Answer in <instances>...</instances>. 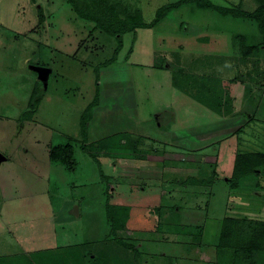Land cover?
I'll return each instance as SVG.
<instances>
[{"label":"rangeland","instance_id":"obj_1","mask_svg":"<svg viewBox=\"0 0 264 264\" xmlns=\"http://www.w3.org/2000/svg\"><path fill=\"white\" fill-rule=\"evenodd\" d=\"M107 1L123 21L140 13L151 23L171 7L135 38L123 34L117 60L103 65L117 36L80 17L72 2L105 25L112 9L91 0H0V264H138L109 238L107 204L131 206L128 228L117 235L138 239L142 264H216L222 219L237 215L234 207L264 217V167L239 188L230 181L237 155L264 154V29L245 16L258 2ZM31 65L52 72L29 120L24 112L41 87ZM97 70V106L104 104L95 113ZM201 89L216 105L219 91L230 93L222 114L198 101ZM113 106L119 121L109 119ZM120 130L133 143L120 157L95 159L83 149ZM68 143L74 161H53V147Z\"/></svg>","mask_w":264,"mask_h":264},{"label":"trees","instance_id":"obj_2","mask_svg":"<svg viewBox=\"0 0 264 264\" xmlns=\"http://www.w3.org/2000/svg\"><path fill=\"white\" fill-rule=\"evenodd\" d=\"M91 2L94 3L96 6L104 7L109 10L112 9L111 13H115V15L110 16V18H113V20H110L109 21L110 23L107 22L105 25L104 21L99 16L90 13L86 14L84 10L83 12H81L82 10L80 11V7L77 4H75V2H72L76 11L79 12L80 17L85 18L87 20H95L97 22V25L102 26L103 29L108 31L110 35L117 36L116 37L117 47L115 49L114 57L110 58L107 61H104L103 65L111 64L115 60L117 53L123 48V37H122L123 34L133 32V37L135 38L137 29L155 26L162 19L161 16H163V10L165 8L169 9L171 7V5L169 4L160 8L158 10L156 17L151 21V23H146L142 19L140 13H138L136 16L131 17L130 19L124 21L121 20V18L118 17L119 12L113 9L114 7H112L107 0H91ZM257 2H258L257 8L253 12H247L245 16H247L246 17L247 19L255 20L256 22H258L260 28L264 29V0H257ZM211 6H213V4ZM87 7L90 6L86 5V8ZM113 21H115V23ZM108 23L109 25H107ZM110 25L114 27L116 25V28L112 30L111 28H109ZM243 51L245 52L244 53L245 55L251 52V50L247 49L246 46L245 48H243ZM37 80L40 83L41 87L39 91L33 92L30 101L28 103V107L24 112L23 119L32 120L45 95L44 91L48 89V88L45 89L44 85L42 84V81H40L39 79ZM215 80L218 81V79ZM96 82H98L96 97L94 98V101L89 104L90 107H93L98 103V97H99L98 70L96 71ZM214 88L215 87L210 88V91L214 92L215 91ZM200 92H202V94L204 95L203 97L198 96ZM219 92H220L219 93L220 101L217 105L215 103L212 104V100H210L207 97V93L209 94V92H205V90L203 89H201L197 93V95L195 93V96L197 97L199 102H202L205 105H207L209 108H211L212 111L222 114L221 108L224 105V103L226 104L227 102H230L231 95L230 93L226 94V92L224 91L223 92L219 91ZM89 106L87 108L88 110L90 108ZM166 113L163 110L160 113V117L164 118ZM160 117L159 119H161ZM81 120H82L81 132L83 134L82 136L84 137L85 140H87L88 137L86 130L87 123H85L86 113L82 115ZM160 125H162V123ZM129 141L131 142V144H133L131 139L127 136L126 133L117 132L108 135L106 137H103L99 140L90 142L88 147L83 145V149L86 150L88 154H91L93 158L99 155L120 157V153L118 152L119 149L126 148L130 144ZM73 154H74V146L68 143L62 145V147L60 145L53 147L52 151L50 152V158L53 161H59L69 165L70 161H74V159L72 160V158L74 157ZM261 158H264V154L259 152L244 153L237 155L235 159L233 175L230 180L231 187L239 188L241 187L242 181L246 177H248L249 175L257 176L255 173L262 172L264 164L262 163ZM106 214L108 221L110 222L111 225L109 238H112L118 244L125 247L126 249L131 250L135 256V259L138 261V264H142L140 262V259L144 257L146 253L145 251L140 249V244L138 242V239L123 238L117 235V231L125 230L128 228V222L131 218V206L124 204H107ZM77 251H80V249ZM77 251L75 252V254H78ZM80 253L82 254L81 251ZM82 256L84 258L83 254ZM83 258L80 257L81 262H83ZM215 262L216 264H264V220L252 218L248 216L224 217L222 219V227L219 236V242L215 246Z\"/></svg>","mask_w":264,"mask_h":264},{"label":"crops","instance_id":"obj_3","mask_svg":"<svg viewBox=\"0 0 264 264\" xmlns=\"http://www.w3.org/2000/svg\"><path fill=\"white\" fill-rule=\"evenodd\" d=\"M45 22H46V18H45ZM37 25V24H36ZM36 25H34V27L36 26ZM34 27H33V29L32 30H34ZM23 33V32H22ZM41 44L42 45H44L45 44V40H44V42H41ZM118 56V55H117ZM116 56V57H117ZM28 59L29 58H26V61H28ZM115 60H117V58H115ZM114 60V61H115ZM111 65V64H110ZM100 85H101V82H100ZM101 93H102V90L100 91V97H101ZM117 96V95H116ZM99 98V97H98ZM116 98V97H115ZM102 100H103V98H101ZM102 100H100V107L102 106L103 107V104L104 103H102ZM98 104V103H97ZM99 106H97V105H95V106H93V107H91L92 108V112H93V110H94V112L96 113L98 110H96V109H98V108H100ZM86 111V110H85ZM95 113H93L94 115H95ZM103 113V112H102ZM108 114H110V116H109V119H111L112 118V116H116L115 118H116V120H120L121 118L119 117L120 116V111H119V106H117V109H115L114 108V106L111 108V110H109L108 109ZM122 121L124 122L125 120H123L122 119ZM102 122V121H101ZM101 122H99L100 124H101ZM87 127H88V124H87ZM185 127V129H186V126H184ZM188 131H186V133H188V132H191L192 131V128L191 127H188ZM87 130V135H89L88 134V128L86 129ZM123 131H125V130H120L119 132H123ZM184 131V130H183ZM185 132V131H184ZM193 132V131H192ZM115 133H117V132H115ZM114 134V133H113ZM137 134V133H136ZM172 134H174V132L172 133ZM189 134H191V133H189ZM108 135H111V134H108ZM107 135V136H108ZM184 136H186V135H184ZM106 137V136H105ZM173 138H174V136H172ZM169 143V142H168ZM171 144V143H170ZM175 145V144H174ZM177 148H178V150L179 149H181V150H183L182 152H184L185 151V149L184 148H180V146H178V145H175ZM217 146H220V143H218V145ZM210 148V147H209ZM209 148H207L206 150L207 151H209L208 149ZM169 152V150H167L166 151V153H163L162 154V158H163V155L164 154H167ZM211 154H214V152L212 151V152H210ZM177 154V153H176ZM179 156H181V154H178ZM209 154H206V156H205V160L207 159V160H210V156H208ZM165 156V155H164ZM166 156H168V154L166 155ZM164 157L165 159L167 158V157ZM161 160V159H160ZM180 160H182V158L180 159ZM163 161V160H162ZM182 162V161H181ZM180 162V163H181ZM183 163V162H182ZM258 187H260V188H262V185L259 183V186ZM236 192H237V190H236ZM243 194L244 195H246L247 197L246 198H243V199H245V205H248V201H249V199L250 198H248V193H247V189L243 192ZM236 195H238L237 197L239 198V197H242V194L241 193H238V194H236ZM241 195V196H240ZM236 205V204H235ZM235 208V212H237L236 214L237 215H233V216H236V217H238V216H248V217H251L249 214H246L245 213V211L246 210H249L248 208L246 209L245 207H239V206H236V207H234ZM240 209V210H239ZM254 211H256V210H254ZM248 212V211H247ZM252 213H256V212H252ZM259 213H257L256 215H258ZM261 216H264V211H262L261 213ZM259 214V215H260ZM255 215V214H254ZM252 218H257V219H261V220H264V217H252ZM207 232V231H206Z\"/></svg>","mask_w":264,"mask_h":264},{"label":"water","instance_id":"obj_4","mask_svg":"<svg viewBox=\"0 0 264 264\" xmlns=\"http://www.w3.org/2000/svg\"><path fill=\"white\" fill-rule=\"evenodd\" d=\"M29 68L35 72H37L38 79L44 83L45 89L48 87V80L52 69L46 66L40 65H31ZM6 159L2 153H0V163ZM73 215H79L78 206H75L74 209L71 211Z\"/></svg>","mask_w":264,"mask_h":264}]
</instances>
